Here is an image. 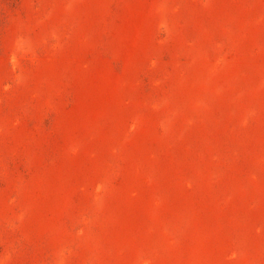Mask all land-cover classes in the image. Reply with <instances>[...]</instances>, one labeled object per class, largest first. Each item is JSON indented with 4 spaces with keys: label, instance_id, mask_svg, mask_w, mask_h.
Segmentation results:
<instances>
[{
    "label": "rangeland",
    "instance_id": "obj_1",
    "mask_svg": "<svg viewBox=\"0 0 264 264\" xmlns=\"http://www.w3.org/2000/svg\"><path fill=\"white\" fill-rule=\"evenodd\" d=\"M0 264H264V0H0Z\"/></svg>",
    "mask_w": 264,
    "mask_h": 264
}]
</instances>
